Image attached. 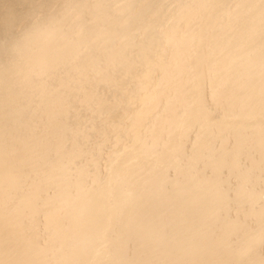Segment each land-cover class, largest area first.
<instances>
[{
  "label": "bare ground",
  "instance_id": "bare-ground-1",
  "mask_svg": "<svg viewBox=\"0 0 264 264\" xmlns=\"http://www.w3.org/2000/svg\"><path fill=\"white\" fill-rule=\"evenodd\" d=\"M0 264H264V0H0Z\"/></svg>",
  "mask_w": 264,
  "mask_h": 264
}]
</instances>
